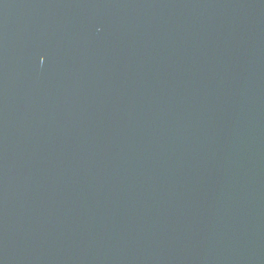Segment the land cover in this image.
<instances>
[{
  "label": "water",
  "instance_id": "water-1",
  "mask_svg": "<svg viewBox=\"0 0 264 264\" xmlns=\"http://www.w3.org/2000/svg\"><path fill=\"white\" fill-rule=\"evenodd\" d=\"M0 264H264V0H0Z\"/></svg>",
  "mask_w": 264,
  "mask_h": 264
}]
</instances>
